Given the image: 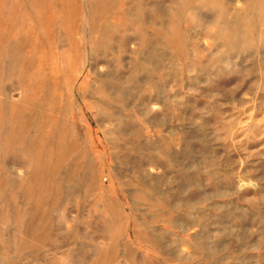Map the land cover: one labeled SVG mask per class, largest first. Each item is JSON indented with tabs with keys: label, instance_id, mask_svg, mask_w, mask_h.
Here are the masks:
<instances>
[{
	"label": "rangeland",
	"instance_id": "obj_1",
	"mask_svg": "<svg viewBox=\"0 0 264 264\" xmlns=\"http://www.w3.org/2000/svg\"><path fill=\"white\" fill-rule=\"evenodd\" d=\"M218 1L0 0V264H264V0Z\"/></svg>",
	"mask_w": 264,
	"mask_h": 264
},
{
	"label": "bare ground",
	"instance_id": "obj_2",
	"mask_svg": "<svg viewBox=\"0 0 264 264\" xmlns=\"http://www.w3.org/2000/svg\"><path fill=\"white\" fill-rule=\"evenodd\" d=\"M215 1V0H214ZM218 1V0H217ZM219 2V1H218ZM224 4V3H223ZM260 4V3H259ZM189 5V4H188ZM261 7V6H260ZM228 37H230V36H228ZM232 38V37H231ZM72 48V47H71ZM29 83V82H28ZM22 97H23V95H22ZM36 103V102H35Z\"/></svg>",
	"mask_w": 264,
	"mask_h": 264
}]
</instances>
